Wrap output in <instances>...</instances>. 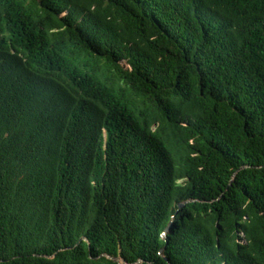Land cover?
<instances>
[{"label":"trees","instance_id":"16d2710c","mask_svg":"<svg viewBox=\"0 0 264 264\" xmlns=\"http://www.w3.org/2000/svg\"><path fill=\"white\" fill-rule=\"evenodd\" d=\"M0 264H264V0H0Z\"/></svg>","mask_w":264,"mask_h":264},{"label":"water","instance_id":"95a60500","mask_svg":"<svg viewBox=\"0 0 264 264\" xmlns=\"http://www.w3.org/2000/svg\"><path fill=\"white\" fill-rule=\"evenodd\" d=\"M186 204H187V203H185V204H180V205L178 206V211H181V210L185 207ZM171 227H172V223L169 224L168 228H167L166 231L163 233L162 236H163L164 238L166 237V235L169 234V232H170V230H171Z\"/></svg>","mask_w":264,"mask_h":264},{"label":"rangeland","instance_id":"374dc122","mask_svg":"<svg viewBox=\"0 0 264 264\" xmlns=\"http://www.w3.org/2000/svg\"><path fill=\"white\" fill-rule=\"evenodd\" d=\"M171 223H172V225H173V221H172Z\"/></svg>","mask_w":264,"mask_h":264}]
</instances>
